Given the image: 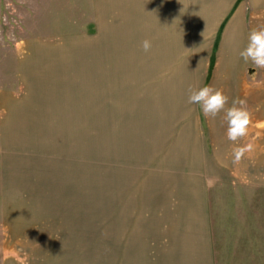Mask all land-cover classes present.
<instances>
[{"label":"rangeland","instance_id":"1","mask_svg":"<svg viewBox=\"0 0 264 264\" xmlns=\"http://www.w3.org/2000/svg\"><path fill=\"white\" fill-rule=\"evenodd\" d=\"M55 1L59 8L46 7V0H0V264H171L174 258L186 264H264V120L252 119L248 136L231 142V151L238 145H256L242 159L248 165L257 162L254 155H261L260 171L253 174V166L241 165L240 176L222 168H213L209 175L205 161L197 166L209 183L203 181L206 190L203 183L194 186V192L190 180L187 191L207 195V224L181 218L186 211L179 208L174 214L166 212L167 198L159 207L157 197L164 190L151 173L156 168L145 171L157 159L154 136H135V129L120 132V121L134 120L116 119L119 111L142 110L145 95H164L158 70L146 72L145 80L134 71L127 77L131 83L117 88L107 82L108 70L106 81L94 87L92 64L79 71L50 70V62L43 60L32 65L37 69L19 71V60L29 58L30 43L54 47L68 33L82 31L83 24L61 22L62 3H72ZM221 69L213 71L209 63L194 77L206 78L205 85H211L213 76L224 77ZM243 73L242 86H212L226 95L245 96L250 112L262 100L264 110V68ZM73 78L80 85H70ZM73 91L85 100L82 118L67 117V111H25L13 101L34 95L48 102L67 101ZM187 107L203 131L204 158L214 152L234 170L233 156L221 147L218 120L209 121L198 105ZM177 120L147 123L159 132ZM207 120L213 139L207 134Z\"/></svg>","mask_w":264,"mask_h":264},{"label":"crops","instance_id":"2","mask_svg":"<svg viewBox=\"0 0 264 264\" xmlns=\"http://www.w3.org/2000/svg\"><path fill=\"white\" fill-rule=\"evenodd\" d=\"M68 1L72 4L62 3L63 5H61L62 9L59 12L62 16L61 22L83 24L82 31L68 33L66 40L59 42L54 47L43 44L46 42L30 43L29 58L19 60V71L26 72L37 69L38 67L34 68L32 65L43 60L50 62L48 63L51 65L50 70L79 71L83 65L86 68L92 64L94 87L101 85L108 70L109 81L107 82L117 88L121 84L129 85L132 78L129 80L127 77L131 74L133 77L134 71L141 72V76L145 80L146 72L158 70L157 77L161 78L159 87L164 95L153 97L145 95L144 98H141L143 106L140 111H119L121 116L116 119L134 120L130 123L120 121L119 129L120 132L122 129H135L131 134L145 135L144 139H148L146 136L149 139L154 136V145L158 146L157 159H154L150 166L148 164V170L145 171L149 172L152 167L156 168H152L151 173L157 177L155 182L159 183V189L164 190L157 196L159 207L167 198L164 205L166 212L170 209L169 211L172 210L174 214L179 208L186 211L185 216H181V218L185 219L189 216L197 220L199 225L207 224L209 221L207 219V195L206 197L205 194H203L204 196L199 195L198 191L192 195L189 193L190 191H187L191 184L190 180L193 181L191 191H194V186L199 187L200 183L203 185L209 183V177L202 179L200 176L197 170L199 163L205 161V166L211 170L206 172L209 175L213 168H222L224 172L228 170L230 175L236 171L240 176L243 172V166L239 169L241 165L253 166V169L247 168L253 174L260 171L261 155H254L257 162L253 161L248 165L242 159L234 165L236 166L234 170L227 166V159L219 162V158L215 156L214 152L208 154L209 156L205 155L204 158V151L201 150L204 141L203 131L193 122L197 118L195 113L187 112L189 108L187 107L189 104L187 102L188 90L190 87L204 86L209 82L206 78L194 76L207 70L211 58L213 60L211 70L213 68L214 71L221 66L225 75L219 79H215L216 76H213L214 79L211 78L210 83L212 81L213 83L220 82L217 83L219 86H226L229 89L242 86L244 83V79L241 78L242 75L244 76L243 72L249 68L253 69L254 66L251 62L245 63L239 57V51L246 46L248 35L253 29L264 27V0H259L255 7H253L252 0ZM55 2V0H46V7L59 8ZM54 12L57 11L54 10ZM144 40L151 42V49L148 52H145L141 46ZM151 55L153 57L150 61ZM31 58L35 62H28ZM26 59L28 60L26 61ZM72 80L73 83L70 85H80L79 82H75L78 79L73 78ZM213 83L211 86L214 85ZM73 93L75 91L69 95L67 101L48 102L36 99V95L31 98L23 96L19 100L13 101L20 103L22 106L19 108H23L25 111L27 109H32L35 113L67 111L70 113L67 117L82 118L84 114L80 113H84L85 100L80 98L79 94L73 95ZM227 96L229 97L228 107L231 106L233 99H246L245 96L229 92ZM254 101L256 100H253V103ZM144 102L150 105L145 106ZM247 102L251 103L252 101ZM262 102V100H257V105ZM155 103L163 105L157 107ZM257 105H253L255 111L251 112L252 119L262 122L264 120L263 106ZM7 110L10 108L7 107L5 111ZM46 116L39 114L38 117ZM222 117L223 113L215 118L218 120L217 125L221 127L219 134L223 135L221 147L225 153L231 156V141L226 138L227 125ZM175 118L178 120L164 126L159 132L151 130L150 123H147V119ZM209 121L207 120V134L213 139L214 133L211 132ZM141 127L142 131L140 132ZM254 147L256 148V145ZM247 162L249 163V161ZM190 168L192 172H189ZM147 172L145 173L147 174ZM193 174L195 176L191 178ZM204 186L202 187L206 190V184ZM188 256L190 255H187L186 260L189 259ZM170 263L186 264V261L174 258Z\"/></svg>","mask_w":264,"mask_h":264},{"label":"clouds","instance_id":"3","mask_svg":"<svg viewBox=\"0 0 264 264\" xmlns=\"http://www.w3.org/2000/svg\"><path fill=\"white\" fill-rule=\"evenodd\" d=\"M253 7L257 6L259 0H252ZM145 52L151 49V42L142 41ZM239 57L245 63L251 62L255 68H264V27L253 29L248 35L246 46L239 51ZM187 102L198 105L206 118L215 119L223 113V121L226 123V138L233 144L247 137L252 125V113L243 99H233L228 107L229 97L222 89L211 85L199 88L190 87ZM254 150L252 143L238 145L232 149L233 163L238 164L247 153Z\"/></svg>","mask_w":264,"mask_h":264},{"label":"trees","instance_id":"4","mask_svg":"<svg viewBox=\"0 0 264 264\" xmlns=\"http://www.w3.org/2000/svg\"><path fill=\"white\" fill-rule=\"evenodd\" d=\"M212 61H213V60H212V58H211L210 67L212 66V63H213Z\"/></svg>","mask_w":264,"mask_h":264}]
</instances>
